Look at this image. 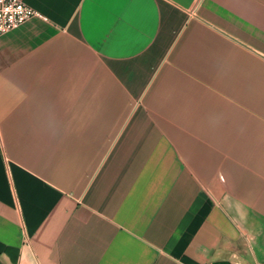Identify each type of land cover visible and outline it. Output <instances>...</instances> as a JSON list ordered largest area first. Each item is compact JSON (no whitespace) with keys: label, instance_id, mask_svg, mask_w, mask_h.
I'll use <instances>...</instances> for the list:
<instances>
[{"label":"crops","instance_id":"obj_1","mask_svg":"<svg viewBox=\"0 0 264 264\" xmlns=\"http://www.w3.org/2000/svg\"><path fill=\"white\" fill-rule=\"evenodd\" d=\"M20 1L0 264H264V0Z\"/></svg>","mask_w":264,"mask_h":264},{"label":"built area","instance_id":"obj_2","mask_svg":"<svg viewBox=\"0 0 264 264\" xmlns=\"http://www.w3.org/2000/svg\"><path fill=\"white\" fill-rule=\"evenodd\" d=\"M37 14L20 0H0V36L18 28Z\"/></svg>","mask_w":264,"mask_h":264}]
</instances>
